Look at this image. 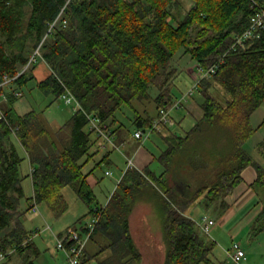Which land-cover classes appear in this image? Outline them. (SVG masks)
I'll use <instances>...</instances> for the list:
<instances>
[{"label": "trees", "instance_id": "1", "mask_svg": "<svg viewBox=\"0 0 264 264\" xmlns=\"http://www.w3.org/2000/svg\"><path fill=\"white\" fill-rule=\"evenodd\" d=\"M66 2L0 0V82L5 75L13 78L2 87L6 99L0 102L5 114L0 118V264H15L14 258L20 264H36L40 252L33 247V231L22 221L35 203H46L59 217L69 208L63 193L69 186L86 203L96 201L88 181L94 169L83 170L99 141L89 127L88 115L108 123L118 141L129 134L118 117L123 106L134 107L137 128L150 126L154 115L140 114L134 103L149 100L152 86L160 89L154 98L157 111L173 100L176 69L171 60L180 49L205 67L221 60L216 72L201 81V117L185 135L165 137L168 145L157 159L166 177L150 168H129L107 204L92 208L89 214H100L94 234L106 237V248L113 251L100 264L140 263L130 216L135 200L145 192L162 220L163 264H226L212 258L217 243L200 230L187 207L199 201L206 208L216 203L226 208L224 197L242 182L244 168L253 164L258 173L253 186L262 204L256 228L264 227V165L245 148L256 131L251 116L264 103V29L235 44L250 25L251 0H192L186 10L181 0H74L66 8L67 24L58 25L44 39L49 23ZM40 43L53 73L37 82L39 90L57 99L66 86L82 106L56 128L49 124L45 110L20 114L15 107L34 79L35 66L20 73L21 68ZM14 130L32 165L34 193L28 200L33 203L25 210L20 208L26 196L21 173L24 157ZM191 143L193 153L188 151ZM259 150L264 155V138ZM195 153L217 169L208 183L182 198L172 182ZM87 256L85 251L82 264Z\"/></svg>", "mask_w": 264, "mask_h": 264}, {"label": "rangeland", "instance_id": "2", "mask_svg": "<svg viewBox=\"0 0 264 264\" xmlns=\"http://www.w3.org/2000/svg\"><path fill=\"white\" fill-rule=\"evenodd\" d=\"M181 4L183 6L182 7L183 10H186L191 6L192 0H181ZM40 59L42 58H39L38 61ZM171 63H172V67L176 69V74L171 82L172 99H175L181 96L183 94L182 92L188 90L194 85L197 62L190 56L189 53H186L184 49H180L173 56ZM158 89H159L158 87L152 86L149 90L150 95L152 97H155V95L158 93ZM4 93L5 90L3 88H0V101H5V97H3ZM191 99H194V102H192V104L189 103ZM191 99H189L180 110L172 111V117L175 120V124L171 125L170 127L173 132L179 135H185L202 115L201 107L195 105L198 102H201V100L203 99V96L201 95L200 91L196 90L195 94L192 96ZM134 106L136 107V110H138L139 113L146 116L154 113L156 104L154 98L153 99L150 98L149 100H142L139 102H135ZM15 107L20 114H24L32 109L45 110V116L48 119L49 124L54 128L63 126L69 120L71 115L74 113L73 106L66 104L63 98L55 99L53 95L47 96L41 90H39V88L37 87V82L35 80H31L28 83V85L24 89V95L16 102ZM118 117L120 122H122L125 125L126 132H129V134H133L134 131L137 129L134 123V118H135L134 107H131L129 105L123 106V109L118 112ZM255 119H256L255 124L259 125L258 126L259 129L256 133H262V132L264 133V103L256 111ZM146 132H148V130ZM13 136L21 156L24 157V160L21 164V173L24 176L23 186L25 189L26 196L22 198L20 202V208L22 210H25L28 208L30 204L33 203L32 200H28V198H31L33 196V181L31 176L29 175L31 173L32 165L25 148L20 143L18 137L16 136L15 133L13 134ZM141 142L144 145L145 149L147 148L152 152L154 153L156 152L158 154H160L161 152L160 148L165 150L168 145V143L165 144L162 136L157 131L151 133L149 138ZM193 142L196 145V142L195 141ZM124 146L121 147L122 150H116L110 148L113 149V151L111 152L112 161L108 163L105 161L102 165L96 166V163L100 160V158L106 154V150L101 149L97 151V153L86 164L84 168L86 172H89L92 169H94V171L90 174L93 187L94 185L95 186L97 185L94 189L96 194V201L94 203L92 204L86 203L78 196V194L75 192V190L72 187L70 186L66 187L64 188L63 193L65 198L67 199V202L69 203V208L67 209V211L63 215L57 217L53 214V212L50 210L49 206L46 203L37 204L35 211L31 209L28 212H26V216L22 217V221L24 223L25 228L31 231H36L38 229L43 230L47 226H51L53 228V232L55 233H59L60 230L64 231L69 227L76 228V226L78 228H81L80 230H82L83 227L87 223H89V221H91L92 213L89 214V211L96 206H103L105 203H107L110 195L114 191V188L117 185V179L121 175V169L124 168L126 165V158L125 155L123 154L124 151L126 150V147ZM95 150L96 149L93 147L90 150V153H93ZM188 151H190L191 153L195 152L193 144L190 145ZM193 156H194L193 159L189 162V165H187L186 168L187 170L186 169H181L182 171L178 170L175 175L176 178L178 179L177 182L178 185H180V187L183 186V183L180 180H183L184 182H189V185H191V188H193L194 190L197 187L208 183L213 178L217 168L212 164L206 165L204 159L198 154L195 153ZM158 157L159 155H157V158ZM159 168H160V162L158 159H156L152 164V169L156 171V170H160ZM107 169H110L112 172H114L115 173L114 176H116L117 179L114 180L113 176L110 177L105 175V171ZM97 180L99 181V183L96 182ZM139 199L140 197H138L135 200V203L138 202V204H140V201H138ZM214 205L215 207H217L218 205V208L217 209L206 208L204 205L199 203V201H197L195 204L187 207V210H189V212L187 213L190 214L192 217H194L195 220L197 221H200L203 215L205 214L216 220V225L212 228L211 234L210 235L205 234V235L208 236V238L216 241L217 244L214 252L212 253V258L216 261H219V260H225L226 258L224 248L229 246L232 242L230 233L231 230L235 227L236 221H231V222L223 221L222 220V214L224 212L223 209L226 208L220 206V203H216ZM149 218H150V223L154 228V233L156 234L157 239L160 238L161 242L159 241V245L161 244V246L164 247L163 252L165 256L166 244L164 242V233L162 228L161 217L159 213L155 211L154 213L152 212L149 215ZM214 229L217 230L219 239L212 237V233L214 232ZM252 231L253 228L245 229L243 232H241L237 241L239 240L243 242L246 250L250 246L254 248H258V246L262 247V251L264 254V234L259 237L258 234L252 237L253 239H251L250 236H252ZM4 233L5 232H2V234ZM49 234H51L50 231L43 230L42 234L39 236L37 235L36 237L46 238L47 235ZM32 237H35L33 236V232H32ZM97 237H101L105 243L109 242V240L104 238L102 234H99V236L97 235ZM40 239H36L35 242L42 251L41 256L42 255L48 256L49 252H52L53 248H55L56 240L54 239L53 240L54 242L50 245V247L46 248L44 244H41L39 242ZM101 243H102L101 239L99 238V244L102 245ZM260 244L263 246H260ZM260 253L259 252L257 253L258 256L261 255ZM90 254H93L92 251H90ZM163 258L164 257H162V263L160 261L159 264H163L164 261ZM91 260L90 263H94V261ZM14 261L16 262L15 264H20L19 259L14 258ZM40 261H44L43 256L41 257ZM254 262L255 259L253 256L252 264ZM36 264H38V261H36ZM130 264H137V263H130ZM243 264H247L246 261H243Z\"/></svg>", "mask_w": 264, "mask_h": 264}, {"label": "crops", "instance_id": "3", "mask_svg": "<svg viewBox=\"0 0 264 264\" xmlns=\"http://www.w3.org/2000/svg\"><path fill=\"white\" fill-rule=\"evenodd\" d=\"M52 73H53L52 67L44 58H42L38 61V63L35 65V67L33 69V74H34L33 80H35L36 82L42 81V80L46 79L48 76H50ZM159 92H160V90L158 89V93L155 95V97L159 94ZM155 97L151 96L152 99ZM202 101H203V99L201 100V102H198L195 105L200 106ZM192 102H194V99H191V101H189L190 104H192ZM256 111L251 116V123H252L253 127L256 129V131H255L254 135L245 143V148L256 162H258L261 165H264V155L259 150V144L262 141V139L264 138V133L263 132L262 133H256L259 129V127H258L259 125L255 124ZM153 115H154V117L157 115L156 106H155ZM158 133L162 136L163 141L166 144L165 137L168 135H171L172 133H175V132H173L171 127L168 126V127L164 128L163 130L158 131ZM125 134H127V132ZM175 134H177V133H175ZM118 142L122 143L123 146L125 145L124 147H126V150L123 153L125 156L127 155V156H134L135 157L137 167L139 170H143L145 168H148V169L150 168L151 170H153L152 164L157 159V155H160L163 152V149H161V148H160V151H161L160 154H158L156 152L154 153L147 148L145 149L144 145L142 144L141 141H139V140L137 141L136 138L134 139L133 134L126 135V138L123 139V141L121 140ZM164 147H165V145H164ZM94 148L96 149L95 151H99L101 149L106 150V154L100 158V160H102L104 158L103 163L105 161L107 163L112 161L111 160L112 159L111 158V155H112L111 152L113 151V149H110V147L109 148L103 147L102 145H100L99 141H98L97 146H94ZM86 164H85V166H86ZM85 166H84V168H85ZM84 168H83V170H84ZM125 168H126V165L124 168L121 169V175L118 177V179L116 178V176H114L115 173L112 172L110 169H107L106 171H111L112 175H107V176H110V177L113 176L114 180L117 179V185H118V183L121 180L122 175L125 171ZM186 168H187V166H183L181 169H186ZM31 169H32V166H31ZM159 169L160 170H156V171L153 170V171L155 173L159 174V176L163 179L164 177L167 176V174L163 173L165 171V167L161 163H160ZM106 171H105V175H106ZM84 172H86V171L84 170ZM241 176H242V182L240 184H238V186H236V188L230 194H228L224 197V201L227 204V207H226V209H223L224 212L222 214V220L225 222L236 221L235 227L231 230V233H230L232 242L229 246L224 248V251L226 254V258L224 261H226V264H235L229 258L228 250L231 248L233 241H235V240L237 241L241 232H243L247 228H249V229L253 228L252 236H250L251 239H253L252 237H254L258 234H259L258 237L262 236L264 234V227L262 230H257V228H256L257 227L256 221H257V219L261 213V210H262V204L260 203V196L257 193V189L254 188V186H253V183L255 182V180L257 179V176H258L256 167L253 164L246 166L244 168V170L242 171ZM88 181H89V183L93 184L92 180L90 178V175L88 176ZM177 181L178 180L175 179V180H173L172 183H173V185L176 186L177 191L179 192V196L182 198L189 197L191 195L190 191L192 189L189 185V182H184L183 180H180L183 183V186L180 187V185H178ZM96 182L99 183L98 180ZM117 185L114 188V191L117 188ZM96 186L94 185L93 188L95 189ZM33 193H34V188H33ZM111 195H110V197H111ZM110 197H109V199H110ZM140 199L138 200V201H140V204H138V202L137 203L134 202L133 210H132V213L130 216L131 232H132V235L134 237L135 243L141 252V261L139 264H159L160 261L162 263V257H164V252H163L164 247L161 246V244L159 245L160 238L157 239L156 234L154 233V228H153L152 224L150 223V218H149V215L152 212L153 213L155 211L157 212V207H156V204L154 203V201H152L151 198L148 197V194L146 192L142 196H140ZM105 204H107V203H105ZM209 208L210 209L211 208L217 209L218 205H217V207H215V205H213ZM187 212H189V210H187ZM76 228H78V227L76 226ZM78 229H81V228H78ZM215 229H217V228H215ZM215 229H214V232L212 233V237L219 239L218 234H217V230H215ZM64 231L60 230L59 233H63ZM41 234H39V235H41ZM97 235L99 236V234H94L86 245V253L88 254V256H87L88 261L85 262L84 264H100L101 260H106L113 255L112 249L106 248V245H108V244L105 243L101 237H97ZM36 236L32 238L33 242H34L33 247L35 249H38L40 253L36 257L35 262L38 261V264H65L66 263L67 260H66L65 253L62 250L58 249L56 246H55L56 249L53 248V251H52L53 253L49 252L48 256L42 255L43 260L45 262L40 261V259L42 257L41 256L42 251L38 247L35 240L41 238L39 240V242L41 244H44L46 248H49L50 245L54 242L53 240L55 238L53 237L52 233L47 235L46 238L45 237H36ZM99 238L101 239L102 245L99 244ZM104 238H106V237H104ZM241 243H242L243 247L245 248L243 242H241ZM261 244H260V246H263ZM245 250H246V248H245ZM90 251H92L93 254H90ZM246 251H247L246 252L247 258L244 261H246L247 264H252L253 256L255 259V262L253 264H264V254L262 251V247L258 246V248H254V247L250 246ZM258 252L259 253L261 252L260 256H258V254H257ZM162 254H163V256H162ZM90 260L94 261V263H90ZM163 260H164V258H163ZM221 261H223V260H221Z\"/></svg>", "mask_w": 264, "mask_h": 264}, {"label": "built area", "instance_id": "4", "mask_svg": "<svg viewBox=\"0 0 264 264\" xmlns=\"http://www.w3.org/2000/svg\"><path fill=\"white\" fill-rule=\"evenodd\" d=\"M71 1L74 0H67L66 4L61 8L57 17L49 23V27L44 39L52 31H54L58 25L67 24V19L65 18L66 8ZM251 8L253 9V13L250 18V25L241 35H238L236 37L235 44H242L245 40L254 36H258L261 30L264 29V3H261L258 0H251ZM41 46L42 43H40L37 49L33 51V53L30 55L29 61L21 68L20 73L24 72L28 68H33L36 65L38 59L43 58ZM220 61L221 60L212 64L210 67H205L203 65L197 64L195 70L194 85L188 90L184 91L181 96L173 99L169 104L159 107L157 115L155 116L152 124L146 128H137L133 133L134 138L144 141L149 138L151 133L161 131L168 126L174 125L175 120L172 117V111L180 110L184 106V104L192 98L196 90L200 89L202 79L210 77L214 72H216L217 68L219 67ZM12 80V77L5 75L3 82H0V88L5 85H10ZM16 94L20 96L22 95V92L17 91ZM3 95V97H5L6 99L5 93ZM61 98L65 100L66 104L73 106L74 112L82 108L80 101L66 86ZM88 116L90 118L89 127L91 130L95 131L97 137L99 138L100 145L116 150H122L121 147L123 146V144L118 142L117 136L114 134L113 129L108 125V123L102 122V120L97 116ZM0 118H5V114L1 106ZM147 130L148 132H146ZM125 157V171L129 168L138 169L134 156L126 155ZM106 175H112V172L106 171ZM36 207L37 204L35 203L32 209L35 211ZM193 219L195 220L194 217ZM99 220L100 214L97 213L92 215L91 221H89V223H87L82 230L74 227H69L63 233H55L53 232V228L51 226H47L43 230L50 231L52 233L53 237L56 240V247L65 253L67 260L65 264H82V260L86 251V245L94 234ZM195 221L200 230L206 235H210L212 228L216 225V220L206 214L203 215L200 221ZM43 230L38 229L36 231H33V236L41 234ZM228 255L231 261L235 264H243V261L247 258V253L242 243L236 240L233 241L231 248L228 250Z\"/></svg>", "mask_w": 264, "mask_h": 264}, {"label": "bare ground", "instance_id": "5", "mask_svg": "<svg viewBox=\"0 0 264 264\" xmlns=\"http://www.w3.org/2000/svg\"><path fill=\"white\" fill-rule=\"evenodd\" d=\"M206 178V177H205Z\"/></svg>", "mask_w": 264, "mask_h": 264}]
</instances>
